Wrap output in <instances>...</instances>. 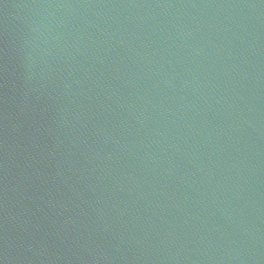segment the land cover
Instances as JSON below:
<instances>
[{
    "label": "water",
    "instance_id": "1",
    "mask_svg": "<svg viewBox=\"0 0 264 264\" xmlns=\"http://www.w3.org/2000/svg\"><path fill=\"white\" fill-rule=\"evenodd\" d=\"M0 264H264V0H0Z\"/></svg>",
    "mask_w": 264,
    "mask_h": 264
}]
</instances>
